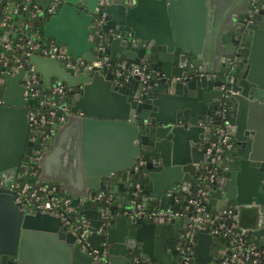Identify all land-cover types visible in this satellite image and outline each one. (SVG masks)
<instances>
[{"label":"water","instance_id":"obj_1","mask_svg":"<svg viewBox=\"0 0 264 264\" xmlns=\"http://www.w3.org/2000/svg\"><path fill=\"white\" fill-rule=\"evenodd\" d=\"M28 1L58 3L43 23L42 36L64 45L66 56L31 53L28 60L41 78L40 95L63 85V93L52 98L65 107L59 112L67 120L51 142L28 139L21 85L27 70L2 72L0 264H179L190 219L138 215L137 205L147 212L184 205L193 210L190 199L212 165L204 148L221 122L229 123L233 146L224 153L204 202L214 217L232 206L238 227L262 240L264 0H232L209 27L206 44L200 33L186 40L179 36L174 13L180 0H15L8 5V20L16 2L21 14ZM0 33L3 40L8 29ZM80 60L84 65L75 66ZM94 124L111 127L120 155L93 166L82 167L77 159L57 166L62 134L75 131L76 144L78 130L87 133ZM27 162L40 164L39 177L61 180L80 198L77 213L91 228L87 250L59 216L18 207L9 186L22 177ZM99 191L107 201L95 196ZM192 243L191 264H221L231 252L224 236L209 227L194 229Z\"/></svg>","mask_w":264,"mask_h":264},{"label":"built area","instance_id":"obj_2","mask_svg":"<svg viewBox=\"0 0 264 264\" xmlns=\"http://www.w3.org/2000/svg\"><path fill=\"white\" fill-rule=\"evenodd\" d=\"M110 0H105L108 3ZM27 11L30 17L45 16L46 18L58 9V3L52 1L49 4L42 5L34 1H28L22 7ZM106 12L103 11L97 19L98 23L104 21ZM8 15L5 13L0 21V31L8 29V35L2 40L0 33V86L4 85V70L15 72L19 67L27 70V76L23 77L21 85L23 86V96L26 100L27 119L29 121L28 139L35 140L38 136L46 141L53 136L57 126L61 124L66 115L59 112V102L52 98L53 94L61 95L63 85L57 84L50 88L44 95H40L38 85L41 82L39 74L34 70V65L29 62L28 57L31 53L41 54L49 57H65L66 47L58 44L54 39H45L37 31L23 32L17 34L8 21ZM8 25V27H6ZM11 28V29H10ZM98 64V61L94 62ZM84 65L80 60L79 64ZM232 81L233 77L230 76ZM32 100V101H31ZM233 142L229 123L221 122L216 126L213 138L204 148L205 157L211 161L212 165L207 169V174L203 177V182L198 186L195 195L190 199L194 205L191 210L188 205L181 206L179 209L158 208L147 212L141 205H137L136 213L138 215L166 216V217H188L190 221L186 225L185 234L187 242L181 247L182 256L179 264H191L190 250L192 248L193 231L209 227L210 232L219 233L224 236L228 248L231 250L227 257L221 260V264H264V221L261 224L263 231L262 240L257 239L249 231L242 230L235 223L232 206H226L214 217L205 207L206 193L211 187V181L219 170V163L223 159L225 152L232 149ZM39 164H24L22 167V177L10 184L14 201L19 208L25 212H34L41 210L60 217L61 224L65 229L71 231L76 236V241L80 243L82 250L89 248L86 240L87 234L91 231L88 219L77 213V204L80 198L73 197L59 183L44 181L38 176ZM29 177H32L30 179ZM3 187L0 184V190ZM99 199L108 200L104 191H99L95 195ZM178 201V199H176ZM109 222L105 221L104 226ZM103 229L99 226L98 231ZM97 251V249H92ZM136 259V257H135Z\"/></svg>","mask_w":264,"mask_h":264},{"label":"crops","instance_id":"obj_3","mask_svg":"<svg viewBox=\"0 0 264 264\" xmlns=\"http://www.w3.org/2000/svg\"><path fill=\"white\" fill-rule=\"evenodd\" d=\"M231 1L232 0H180L178 9L176 13H174V21L176 25H178L177 29L179 36L182 39L186 40L193 37H198L200 33L202 41L204 42V44H206V33L209 27L217 19L223 8L228 6ZM15 4L16 5L11 13V16L14 21L22 24L23 18L17 12L18 2H16ZM142 15L146 17H152L150 11H143ZM20 26L16 25V28H19ZM66 120L67 119H65L63 122H65ZM92 128L94 129L87 133H82V130H78L79 136L76 144H74L71 139L73 137V134L76 136L75 131L68 130V132L66 131L62 134V136L58 140L59 145L56 148V150H58L55 151L54 160L57 166H60L63 161H66L67 165L69 166L70 164H72L69 161L72 160L73 162V159H77L78 161H80L82 167H84V165L93 166L98 165L99 163H106L108 161H111L113 158L115 159L120 155L121 146L118 137L115 132L112 131L110 126L107 127L104 125L101 126L94 124L92 125ZM53 137L54 134L47 141L51 142L52 140H54ZM72 146H76L77 152L73 151ZM229 166L231 165H228L227 170ZM40 167L39 172L41 171ZM51 182H56L61 185L63 183L61 180H51ZM217 202L219 203L218 205H220L223 202V199L218 198L216 200V203Z\"/></svg>","mask_w":264,"mask_h":264},{"label":"trees","instance_id":"obj_4","mask_svg":"<svg viewBox=\"0 0 264 264\" xmlns=\"http://www.w3.org/2000/svg\"><path fill=\"white\" fill-rule=\"evenodd\" d=\"M11 1H14V0H0V21L2 19V16L5 13H7L8 5H9V3ZM20 15L23 18V23L21 24V26L19 28H17V29H15L14 27L10 26L13 30H15V32L18 35L19 34H23V32H29V31H33V30H37V31H39L42 34V26H43V23H44V21L46 19L45 16L30 17L28 12L25 11V10H23ZM17 16H19V15H17ZM8 21L11 23V22H13V19H10ZM6 27H8V25H6ZM205 207H206L207 210L209 209L206 203H205Z\"/></svg>","mask_w":264,"mask_h":264},{"label":"rangeland","instance_id":"obj_5","mask_svg":"<svg viewBox=\"0 0 264 264\" xmlns=\"http://www.w3.org/2000/svg\"><path fill=\"white\" fill-rule=\"evenodd\" d=\"M32 101V100H31ZM30 179H32V177H29Z\"/></svg>","mask_w":264,"mask_h":264}]
</instances>
